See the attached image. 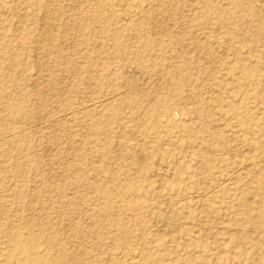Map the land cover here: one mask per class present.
I'll return each instance as SVG.
<instances>
[{
	"label": "rangeland",
	"instance_id": "374dc122",
	"mask_svg": "<svg viewBox=\"0 0 264 264\" xmlns=\"http://www.w3.org/2000/svg\"><path fill=\"white\" fill-rule=\"evenodd\" d=\"M13 230L27 264H264V0H0V264Z\"/></svg>",
	"mask_w": 264,
	"mask_h": 264
},
{
	"label": "bare ground",
	"instance_id": "6f19581e",
	"mask_svg": "<svg viewBox=\"0 0 264 264\" xmlns=\"http://www.w3.org/2000/svg\"><path fill=\"white\" fill-rule=\"evenodd\" d=\"M165 19V18H164ZM17 59V57H14V60H16ZM133 72V71H132ZM135 74V73H134ZM157 75V74H156ZM135 76V75H134ZM137 76V75H136ZM135 76V77H136ZM140 76V75H139ZM143 77V76H142ZM145 78V77H144ZM146 79V78H145ZM161 79V78H160ZM130 83H132V87H135V88H137L136 86L138 85V79L137 78H134V81H132L133 79L132 78H130ZM140 82V81H139ZM160 83V82H159ZM160 91V90H159ZM116 97V96H115ZM109 135V134H108ZM154 142V144H156V147H157V149H159L160 148V140L158 139V138H154V140H153ZM180 146H182V145H180ZM221 152V151H220ZM205 163H206V161H205ZM208 165V164H207ZM226 182V181H225ZM168 217V216H167ZM166 220H168V219H166ZM165 220V221H166ZM165 221H164V224H166L165 223ZM158 222V221H157ZM167 222H169V221H167ZM175 222V221H174ZM162 223V222H161ZM155 224V223H154ZM169 224V223H168ZM168 224H167V226H168ZM158 226V225H157ZM170 226L171 225H169L168 227L170 228ZM215 227V226H214ZM172 229V228H171ZM220 229V228H219ZM175 230V229H174ZM21 233L18 231V230H13V232L10 234V238H11V241L12 242H15L16 243V245H14V249L11 251V253L9 254V256H8V258H7V260H6V264H27V263H24V261H19V262H17V261H15L14 259H15V256H17L18 254H19V251L21 252V250H20V247L18 246V244L19 243H21V244H26V243H24V241H23V237H22V235H20ZM28 245V244H27ZM23 251H24V255L25 256H27V254H26V252H25V249H22ZM35 250V252H36V248L34 249ZM27 252L29 253V254H32V252L31 251H29V250H27ZM36 257H37V255H36ZM12 258H13V260H12ZM9 259H10V263H9ZM35 262H40V259H36L35 260Z\"/></svg>",
	"mask_w": 264,
	"mask_h": 264
}]
</instances>
